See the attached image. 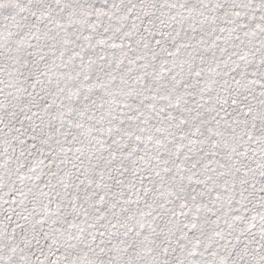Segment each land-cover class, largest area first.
Masks as SVG:
<instances>
[{
    "label": "snow or ice",
    "instance_id": "1",
    "mask_svg": "<svg viewBox=\"0 0 264 264\" xmlns=\"http://www.w3.org/2000/svg\"><path fill=\"white\" fill-rule=\"evenodd\" d=\"M0 264H264V0H0Z\"/></svg>",
    "mask_w": 264,
    "mask_h": 264
}]
</instances>
